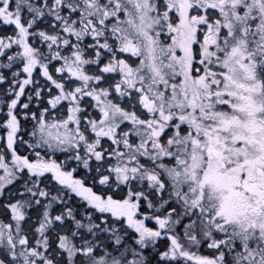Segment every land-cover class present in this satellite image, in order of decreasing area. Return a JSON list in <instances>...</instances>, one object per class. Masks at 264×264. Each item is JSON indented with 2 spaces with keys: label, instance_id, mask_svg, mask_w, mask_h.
<instances>
[{
  "label": "snow or ice",
  "instance_id": "6c2138e0",
  "mask_svg": "<svg viewBox=\"0 0 264 264\" xmlns=\"http://www.w3.org/2000/svg\"><path fill=\"white\" fill-rule=\"evenodd\" d=\"M0 264H264V0H0Z\"/></svg>",
  "mask_w": 264,
  "mask_h": 264
}]
</instances>
